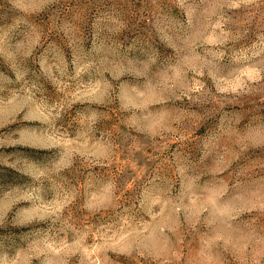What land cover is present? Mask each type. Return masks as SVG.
I'll list each match as a JSON object with an SVG mask.
<instances>
[{
    "label": "rangeland",
    "instance_id": "rangeland-1",
    "mask_svg": "<svg viewBox=\"0 0 264 264\" xmlns=\"http://www.w3.org/2000/svg\"><path fill=\"white\" fill-rule=\"evenodd\" d=\"M0 264H264V0H0Z\"/></svg>",
    "mask_w": 264,
    "mask_h": 264
}]
</instances>
